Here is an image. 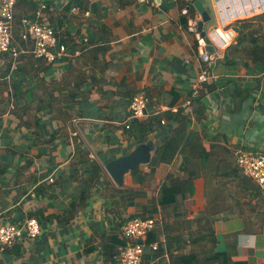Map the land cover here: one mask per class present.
<instances>
[{
  "label": "crops",
  "instance_id": "0c3cea01",
  "mask_svg": "<svg viewBox=\"0 0 264 264\" xmlns=\"http://www.w3.org/2000/svg\"><path fill=\"white\" fill-rule=\"evenodd\" d=\"M262 1L223 0L220 6ZM185 4V0H163L154 8L136 0H16L14 15L23 18L33 5L35 14L40 11L37 20L50 24L58 39L74 37L78 47L94 41L95 47L106 48L98 52L100 66H91L90 58L76 63L81 71L90 75L93 71L98 83L82 81L80 90L71 96L73 101H64L73 115L65 130H59L61 123L51 116L45 102L36 113L38 123L33 129L20 125L16 118L29 101L10 94L3 113L6 104L0 102V223L21 226L28 217L41 223L36 238H29L22 229L12 247L0 250V264H111L107 256L120 253L124 246L119 243L124 239L117 215L109 211L111 202L102 196L104 183L112 182L102 158L135 144L124 123L129 115L128 101L138 90L148 97L143 119L147 120L179 104L198 73L206 70L211 77L200 88L193 114L182 121L164 118L165 124H160L164 134L181 138L197 127L206 142L223 135L226 144L264 153V72L252 74L241 63H223V50L221 56L208 53L207 62H202L198 38L189 29L195 15L185 14ZM74 6L77 12L71 11ZM7 63L5 53L0 54V79L37 94L35 72L29 63L33 76L12 65L8 68ZM72 63L71 55L54 63L44 61L41 65L47 67L39 76L47 82L60 81ZM77 145L89 160H82L75 169L72 160ZM185 158L177 156L171 164L160 165L155 177L161 181L167 173H176ZM90 159L102 170L95 182L85 176L91 171ZM125 181L123 188L133 187L129 177ZM196 194L198 187L190 185V197ZM154 216L156 229L161 216ZM243 227L241 218L219 215L214 221L215 251L225 252L234 246L247 264H264V225L257 233H244ZM114 228L119 230L114 232ZM164 259L169 262L167 253ZM185 263L183 258L174 261Z\"/></svg>",
  "mask_w": 264,
  "mask_h": 264
},
{
  "label": "trees",
  "instance_id": "16d2710c",
  "mask_svg": "<svg viewBox=\"0 0 264 264\" xmlns=\"http://www.w3.org/2000/svg\"><path fill=\"white\" fill-rule=\"evenodd\" d=\"M186 4L191 6L190 1H186ZM185 14L193 17L195 11L191 7L186 9ZM23 15L36 18L35 7L30 5V9H26ZM21 18V15H14L11 43L29 51L18 55L15 59L16 68L25 74L32 75L35 72L32 76L37 81L38 93L31 94L28 90H22V86L18 88V84L14 82L9 84L7 80L0 79V102L6 104V108L1 112H5L9 105L10 94L25 98L29 102L16 113V118L20 125L33 129L38 123L36 113L44 108L42 103L45 102L51 116L61 123L59 130H65L73 115L64 101H73L71 96L80 90L82 81L89 79L94 84L98 83L96 79L94 81L93 71L91 75L88 74L90 72L81 71L77 69L76 63L80 59L90 58L91 66H100L98 52L106 46L95 47L94 41H88L83 47H78L74 37L59 39L68 47L75 63H72L60 81L47 82L39 76L47 64L42 66L44 61L34 58L31 45L21 39ZM233 25L239 30L233 42L224 49L221 61L225 64L238 62L252 74H262L264 11L238 19ZM5 57L9 68L13 58L8 53H5ZM27 62L34 72L28 70ZM22 63L26 66H21ZM186 116L180 111H163L147 120H135L127 131L135 141H139L151 132L158 131L164 118L182 121ZM196 119L198 121V118ZM238 149L240 148L226 144L223 135H216L206 142L203 133L194 127L187 131L185 137L175 138L172 134L162 136L154 150L152 162L146 168L130 172L133 187L118 188L110 181L104 183L102 196L110 200L109 211L117 215V226L121 227L128 219L134 217H153L157 214L161 216L159 226L144 237L143 264H174L177 258H183L187 261L185 264H247L239 258L234 246L228 247L225 252L215 251L217 240L214 221L219 215L227 214L241 218L244 233H257L264 225V196L255 181L244 175L237 165ZM177 156L186 157L177 172H169L163 180H158L155 177L157 168L171 164ZM82 160L89 158L77 145L73 154V167L76 169V164ZM90 162L91 171L85 176L95 182L101 178L102 170L98 162L93 159H90ZM195 184L198 194L190 197L189 187ZM86 196L87 191L83 192L79 199L81 204ZM116 229L119 230L114 228L113 231ZM153 241L157 242L156 249L149 245ZM119 245L123 247L125 241L122 240ZM165 253L169 262L164 259ZM118 257L119 252H112L106 260L111 261V264H120Z\"/></svg>",
  "mask_w": 264,
  "mask_h": 264
},
{
  "label": "built area",
  "instance_id": "2783aa9c",
  "mask_svg": "<svg viewBox=\"0 0 264 264\" xmlns=\"http://www.w3.org/2000/svg\"><path fill=\"white\" fill-rule=\"evenodd\" d=\"M136 1L154 8H159L163 0ZM15 4L16 0H0V54L8 53L12 56L13 68L16 67L15 59L18 55L29 51L27 48H21L11 43ZM245 6L246 5H241L242 10L239 9L236 15L223 16L225 8L228 6L219 5L218 8L222 11L217 15L218 25L212 31L208 32V40L205 42L207 43L208 41L216 49L224 51L226 46L233 42L235 38L233 37L235 30L232 28V24L238 19L255 15L253 12L256 10H260V12L264 11V1L258 4L248 5L249 8H245ZM71 11L77 12L78 7H72ZM39 15L40 11L36 12V18H21V39L31 45L33 57L43 60L46 63H54L63 56L71 55L68 47L57 38L54 28L47 23H41L37 20ZM192 23L193 21L189 23V29L196 33L198 46H204V44L200 43V35ZM208 58L209 55L206 51L200 53L202 62H207ZM210 77L211 76L207 74L206 70H201L189 94L179 104L173 105L165 111H180L187 116L192 115L194 105L200 97V88L203 84L208 82ZM147 101L148 97L144 90H138L130 97L128 101L129 115L124 123V128L126 130L131 129V124L135 120H143L146 117L145 108ZM161 124H165L164 119L161 120ZM236 163L244 175L255 181L261 194L264 196V153H257L249 149L240 148L236 152ZM156 223L157 218L155 216H145L128 219L121 225L120 233L125 240V245L119 253L118 260L120 264H143L142 257L145 246L143 238L149 231L155 228ZM22 229L25 230L29 238L33 239L40 234L41 223L36 217L26 218L21 226L12 223H0V250L12 247L21 237ZM150 246L152 249H156L157 243H152Z\"/></svg>",
  "mask_w": 264,
  "mask_h": 264
},
{
  "label": "water",
  "instance_id": "95a60500",
  "mask_svg": "<svg viewBox=\"0 0 264 264\" xmlns=\"http://www.w3.org/2000/svg\"><path fill=\"white\" fill-rule=\"evenodd\" d=\"M191 6L187 5L186 9L193 8L195 11V18H193L192 25L196 28V31L200 35L201 46L199 51L203 53H215L217 56H221L222 52L216 49L210 42L207 41V34L217 26V15L222 10L217 8L223 0H189ZM232 28L238 32L237 26ZM169 135L164 134V129L160 128L158 131L151 132L144 139L135 141L132 148H129L123 152L103 157L102 165L109 175L110 179L116 187L123 188L126 186V177L130 178V172L148 166L152 162L154 150L157 143L162 136ZM101 147L96 150L100 151Z\"/></svg>",
  "mask_w": 264,
  "mask_h": 264
},
{
  "label": "bare ground",
  "instance_id": "6f19581e",
  "mask_svg": "<svg viewBox=\"0 0 264 264\" xmlns=\"http://www.w3.org/2000/svg\"><path fill=\"white\" fill-rule=\"evenodd\" d=\"M223 2V1H222ZM257 3V2H256ZM221 4V3H220ZM219 4V5H220ZM241 4V3H240ZM240 4H237V5H235V6H232L231 7V5H228V7L227 8H225V11H224V14H223V16H232V15H236V12L241 8V5ZM252 5V4H251ZM245 8H249V6L248 5H246L245 6Z\"/></svg>",
  "mask_w": 264,
  "mask_h": 264
},
{
  "label": "rangeland",
  "instance_id": "374dc122",
  "mask_svg": "<svg viewBox=\"0 0 264 264\" xmlns=\"http://www.w3.org/2000/svg\"><path fill=\"white\" fill-rule=\"evenodd\" d=\"M178 160H180V157H179V159ZM167 168V167H166Z\"/></svg>",
  "mask_w": 264,
  "mask_h": 264
}]
</instances>
